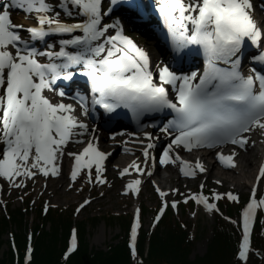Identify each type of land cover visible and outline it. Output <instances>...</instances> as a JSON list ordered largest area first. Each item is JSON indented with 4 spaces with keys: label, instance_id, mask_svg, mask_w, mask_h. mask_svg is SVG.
<instances>
[{
    "label": "snow or ice",
    "instance_id": "obj_1",
    "mask_svg": "<svg viewBox=\"0 0 264 264\" xmlns=\"http://www.w3.org/2000/svg\"><path fill=\"white\" fill-rule=\"evenodd\" d=\"M117 7H127L137 14L140 10L138 0H8L7 4L0 3V179L11 187L25 188V180L37 176H60V161L65 155L73 158L72 183L82 173L88 183L107 182L103 178L104 162L110 153L100 149L98 137L94 135L82 151L65 153L70 143H85L74 137L87 134L88 126L77 118L73 104L64 103L63 99L54 102L55 98L47 95L54 91L58 81H71L76 74L85 77L91 91L98 94V98H92V105H100L107 112L123 106L136 115L164 109L175 113V117L160 128L173 139L163 150L159 163L168 165L178 161L180 172L186 177L195 178L197 171L207 169L199 160L193 165L178 154L173 155L174 148L191 152L195 148H215L229 143L244 148L249 144L244 133L254 129L264 133V74L254 68L248 75L239 71L240 57L249 42L260 49L251 58L264 64V16L257 12L258 7L264 11V0H260L259 5L255 0H156L155 11L167 30L173 52L180 56L190 46H196L206 64L202 73L193 71L186 75H178L167 65L161 66L158 82L150 68L149 54L124 33L119 19L112 20ZM13 9L22 10L25 18H33L35 24L15 23ZM65 17L74 22H66ZM53 37L61 38L49 43ZM33 42H42L44 49ZM221 64L225 67L219 66ZM170 87L175 89V102L169 97ZM57 95L63 98L66 94L61 90ZM75 99L87 114V98L77 94ZM144 136L148 141L142 149L144 163L151 160L154 165L155 157L150 150L156 148L153 141L159 138L151 133ZM216 156L225 167H236L235 152L230 155L218 152ZM129 168L144 172L133 161L120 176L129 175ZM260 178H264V166L258 181ZM141 184L140 179L132 180L124 194L138 195ZM156 191L162 199L155 217L158 223L169 204L163 199L168 194L159 188ZM225 196L239 203V197L231 192L212 194L217 201ZM190 200L208 212L219 211L217 204L203 193L187 196L184 203ZM90 203L85 200L80 208ZM178 203L172 201L170 207L177 209ZM258 210L264 211V197L257 199V188L253 187L241 213L242 238L237 253L241 264H248L253 254V228ZM139 228L140 210L137 209L129 245L137 264ZM76 247L74 232L68 252L75 251ZM31 257L29 244L26 261Z\"/></svg>",
    "mask_w": 264,
    "mask_h": 264
},
{
    "label": "trees",
    "instance_id": "obj_2",
    "mask_svg": "<svg viewBox=\"0 0 264 264\" xmlns=\"http://www.w3.org/2000/svg\"><path fill=\"white\" fill-rule=\"evenodd\" d=\"M175 210L166 209L160 221L148 230H139L137 235V251L139 264H238L234 257L235 232L218 219L206 240L203 253L193 258L187 254L191 248L192 238L197 232L189 228L190 221L182 218L186 208L193 206L191 201H178ZM233 209H229L231 212ZM37 221L24 226L20 217V209L13 208L6 216H0V233L7 222H15L17 231L9 233L8 248L0 254V264H132L131 255L125 247V234L118 241L107 243L104 249L88 247L84 240V220L71 225L76 234V250L68 252V236L70 221L68 216L58 212L54 207L39 211ZM105 219L116 218L121 230H126L127 222L121 213L102 214ZM101 215H91L85 221L93 222ZM189 223V224H188ZM45 228L43 227L44 225ZM31 238V239H29ZM1 241V240H0ZM31 244L32 257L24 261L27 245ZM256 257L251 256L248 264H264V217L260 216L253 229V244ZM15 254V255H14ZM133 261H137L133 258Z\"/></svg>",
    "mask_w": 264,
    "mask_h": 264
},
{
    "label": "rangeland",
    "instance_id": "obj_3",
    "mask_svg": "<svg viewBox=\"0 0 264 264\" xmlns=\"http://www.w3.org/2000/svg\"><path fill=\"white\" fill-rule=\"evenodd\" d=\"M152 3H156V0H152ZM29 20L31 19H26V21ZM135 38L137 42L139 41L143 46H148L149 49L152 48L151 41H147L145 39V41H143V39L139 38V36H136ZM137 156H139L138 150ZM69 161L70 159H68V163ZM63 168L64 167H62L61 171H63ZM214 168L215 167L211 166V169ZM254 168H256V166ZM107 169L108 168L105 167V171ZM148 169L147 171H150ZM221 170L227 171L226 168H223ZM234 170L229 171H233L232 173L237 176L238 171L235 170L234 172ZM255 170L256 169H253L252 176L249 178L251 182L253 181V177H255ZM117 171L118 168L115 167V169L109 171L108 173L104 172L103 178L107 181L105 184H99L96 182L88 183L87 177L83 173L75 183H72L71 179L63 180L61 172V175L59 177L61 178L62 187L59 191H61L62 193L61 195H59V197L56 193L52 196L38 195L35 192L36 190L33 187L31 188L28 183H26L27 187L16 189L11 187L7 181H4L0 185V201H3V203L0 204V216H6V213L8 214V211L11 212V209L17 207V209H20L21 212L20 217H22L23 220L22 224L24 226H27L29 224L32 225L34 222H36L37 217H41L40 215L37 216L36 212L34 211L35 207H38L40 211L41 205H45L47 207L54 206L56 207L55 209L58 212H61L64 215L68 216L70 226L75 224L77 225L81 220H84L85 226L83 229V236L88 247L104 249L107 243L118 241L119 238H121V235L124 234V232L123 229L121 230L119 221L116 218L105 219L102 214H124L123 218L126 219L127 224H129L128 222L130 221L132 227L135 222L136 216V212L134 209L138 207L140 210V228L143 230H147L146 227L151 223L153 214L158 212L162 206V199L159 196V193L156 191L157 188L168 194L163 199L166 200L169 204V207L167 209H172L170 207L171 202L176 200L177 198H181L196 192L197 185L200 184L202 179V176H198L197 178V175L194 179H182L180 177V179L177 181L178 185H171V188H166L163 184V188H161L162 186L158 187L156 185L154 176L151 179L153 182L151 183V185H148V182L145 181L146 179L143 180L142 177H139V179L142 181L139 194L135 195L129 192L127 195H125V183L127 182L126 179H129V181L134 180L133 175H135L137 172L134 170L133 174L131 173L130 178H126L125 180L122 179L120 182V179L118 177L115 176V178H113V175L116 174ZM94 173L95 171L93 172V179ZM178 178L179 177H177V179ZM184 179L189 180V182L182 185V181ZM170 180L171 182H173V177L170 178ZM249 180L246 181L248 182ZM124 181L126 182L123 183ZM241 181L243 180H240L239 184H241ZM216 183L215 180L208 179L207 182L204 183L205 191L210 188L211 190H214L215 192L220 194L227 193L224 191H226L227 189H233L230 187L233 185L236 188V190L233 189V192L240 194V198L242 200H246L248 192L250 190L249 187H244L243 191H241L237 188V184L235 183H225V187H222V185H218ZM259 196L264 197V186L259 189ZM21 197H23V199H21ZM85 198H87L88 201H91V203L85 205V207H83L82 209L79 207V211L74 210V206L80 203ZM226 203L234 205L232 206V209L235 208V203ZM227 206L229 205L220 203L218 212H208L204 207L197 205H195V209H193V206L190 208H186L187 211L184 212L185 216L182 215V218L185 220L188 219L187 221L191 222L190 224L188 223L191 231L197 232L196 236L192 238L191 248H189L187 254L188 258H193L203 253V250L207 243L206 240L210 236V231L216 225V221H218L219 219L217 217L218 214L221 216L224 215V217L222 216L224 219H220L221 223L224 222L225 224H228V227H236V223L231 222L236 221V215H234V213L231 214V212H228V210L226 209L228 208ZM193 213H195V215H193ZM93 214L101 215V217L96 218L93 222L85 221L87 217ZM227 215H232V217H230L231 219H225ZM45 225L43 227H45ZM15 231H17V225L15 224V222L12 223L9 220L6 224V228L2 231V233H0V254H2L8 248L7 243H9L10 241L9 233ZM130 231L131 230L129 229V232L126 234V239H128V237L130 236Z\"/></svg>",
    "mask_w": 264,
    "mask_h": 264
},
{
    "label": "bare ground",
    "instance_id": "obj_4",
    "mask_svg": "<svg viewBox=\"0 0 264 264\" xmlns=\"http://www.w3.org/2000/svg\"><path fill=\"white\" fill-rule=\"evenodd\" d=\"M138 3L140 5L139 12L142 11V9H143L141 7L142 5L144 6V8L147 7V3L144 0H138ZM133 12L134 11L130 10L129 18L133 19L135 21L136 18H133ZM151 17L155 23L157 21V16L153 14V15H151ZM112 20H115V19H112ZM16 21H18L17 23L23 22L22 20H19V19H17ZM124 23L125 22L121 21L123 28L125 26ZM146 26L149 29V25L146 24ZM148 35H149V31H148ZM60 38L61 37H53V42L57 41ZM63 38H65V37H63ZM158 45L160 46L159 42H157V46ZM146 49H148V48H146ZM157 64H158V62L153 61L152 66H151V70H154L155 65H157ZM54 102H56V101H54ZM63 102L68 103L64 100H63ZM70 104H72V103H70ZM75 115L78 118L80 114L76 111ZM89 134H90V131L88 130L87 134L80 136V137H77L76 139L84 140L86 142V140L90 139ZM140 134L137 136H140ZM120 138H121V136H117L113 140H115L117 142L120 140ZM83 145H84V143L81 145L77 144V143H72V144H70V146L69 145L66 146L64 151H65V153H67V152H80L83 149ZM107 145H108L107 142H105V144H99V147L102 151L107 153L108 152V150H107L108 146ZM126 146L127 147H125L124 145L121 146L122 149H125V152L122 151L120 154H118L119 156L113 158V160H112L113 166L115 165V167H119V168L129 167V165H131L132 162L136 160V152L134 149L135 148H138V149L143 148L141 146H135V145H126ZM126 148H127V150H126ZM228 148H231V149L230 150L225 149V151H224L228 155H230L232 152L236 153V156H235L236 167L234 169L238 171L237 176H235L232 173L233 171H229V170H234L233 168L224 167L227 169V171L221 170L222 168H220V167L213 169L212 171L209 170L211 168L212 164L215 163V160L208 154V151L205 149H200V150L198 149L197 150L195 148V149H193V150H195V152H192V151L188 152V151L184 150L183 148H176V149L174 148L173 155L178 154L181 157V159L189 161L192 164L195 163L197 160H199L204 165V167L207 169V171L206 172L197 171V178H198V176H202L203 178L205 177V180H206V181L204 180L205 182H207L208 179L219 181V183H221L222 187H225V185H224L225 183H230V184L235 183V184H237V188L240 189L241 191H243L244 187L253 186L254 181L256 179V176L258 175L261 167L264 166V136H261L260 132L258 130H255V134L250 135L248 146H245L244 148H240L239 146H237V147L228 146ZM68 158H69V156L65 155L62 158V160L60 161L61 169H62V167L66 166V159H68ZM176 163H178V161ZM255 166H256V168H254ZM143 169H145V168H143ZM253 169H256L255 170V177H253V181L251 182L249 180V178L252 176ZM235 170H234V172H235ZM132 171H133V169L129 168L130 174L132 173ZM61 172L64 173V168H63V171H61ZM176 172H177V168L174 167L172 164L161 165L159 163L157 165L155 173H153V175H148V179L150 181V182H148V185H151L150 178L152 176H154V179L156 181V185L158 187L162 186L161 188H163V184L165 185L166 188H168V187L171 188V185L176 186V185H178L177 181L181 177V176H179V178L177 179L178 176H177ZM130 174L125 175L124 177H121L120 173L118 171L116 173V175H113V178H115V176H116L120 179V182H121L122 179L125 180L126 178H130V176H131ZM172 177L174 179L173 182H171V180H170V178H172ZM64 178H65V176L64 177L62 176L63 180H64ZM133 178L135 179V177H133ZM192 178L193 177H191V179ZM240 180H243V181H241V184H239ZM246 180H249V181L247 182ZM4 181L5 180L0 179V185ZM126 181H129V179H126ZM126 181H124L123 183H125ZM188 182H189V180L184 179L182 181V185H184L185 183H188ZM25 183H28L31 188L33 187L36 190L35 191L36 194H38V195L52 196L53 194L56 193L57 196L59 197V195H61V193H62L61 191H59L62 187L61 178L59 176L58 177L49 176L48 178H45L43 176H37L32 180H25ZM230 187L233 188L234 190H236V188L233 185ZM233 189H227L226 191H232L233 192Z\"/></svg>",
    "mask_w": 264,
    "mask_h": 264
}]
</instances>
